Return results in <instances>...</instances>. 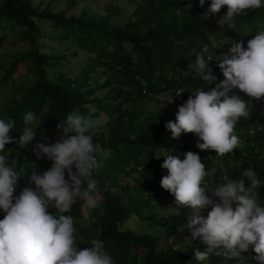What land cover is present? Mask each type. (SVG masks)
<instances>
[{"label":"trees","instance_id":"1","mask_svg":"<svg viewBox=\"0 0 264 264\" xmlns=\"http://www.w3.org/2000/svg\"><path fill=\"white\" fill-rule=\"evenodd\" d=\"M0 1V48L8 37L7 26L1 28V23L12 21L13 31L17 27L23 29L21 42L31 47L14 56L0 84L14 80L19 66L27 59L31 60L28 69L36 75L34 84L19 87L15 97L0 103V118L16 122L10 136L17 140L27 112L32 111L43 124L36 129V141L28 148L6 146L8 163L24 168L26 175L18 181L14 195L19 196L29 185L27 175L33 170L42 174L52 167V161L37 157L34 146L59 140V120L75 110L96 120L104 115L106 122L103 126L98 124L92 133L93 143L110 153L107 157L97 155L100 166L94 178L99 181L102 200L89 211L88 218L80 211L82 202L66 213L75 220L80 249L90 247L91 239L97 238L104 242L114 264H257L252 259L256 253L251 249L244 253L248 258L245 261L223 255L195 261L194 249L204 251L206 245L199 239L189 243L191 237H183V233L191 234L185 232L191 210L179 208L162 216L159 213L165 199L172 195L161 187L162 177L167 175L161 167L163 158L174 154L183 159L188 151L198 153L206 170L214 172L213 183L244 179L245 187H249L242 172L255 171L261 181L256 190L258 202L264 206V100H252L239 89L233 90L231 94L248 102L250 115L236 125L239 147L223 157L197 148L198 137L194 134L171 139L172 134L165 127L167 122L175 121L179 107L197 89L215 87L197 73L198 54L213 56L205 74L210 68L216 81H222L220 61L215 59L222 54L214 41L231 39L243 42L246 49L248 41L264 31V7L236 16L235 28H229L219 24L227 14V6L208 15L212 0H205L203 7L200 0H134L131 17L125 25L115 26L112 20L123 13L116 3L108 2L102 14L91 16L86 7L79 12L73 9L71 14L52 13L40 12L30 0ZM79 1L88 4L91 0H70V7ZM46 31L55 40L62 38L59 34H73L79 48L88 53L89 64L80 77L61 75L58 82L47 78V68L62 62L65 56L45 51L40 38L46 36ZM205 48L207 52L203 51ZM181 89L184 93L178 97ZM156 96H171L174 104L162 103ZM156 154L160 159H156ZM210 210L206 208L200 215L206 218ZM49 212L54 214L55 209ZM3 218L4 215L0 220ZM135 219L148 231L129 228ZM180 228L184 231H178ZM172 239L176 245L170 244Z\"/></svg>","mask_w":264,"mask_h":264},{"label":"clouds","instance_id":"2","mask_svg":"<svg viewBox=\"0 0 264 264\" xmlns=\"http://www.w3.org/2000/svg\"><path fill=\"white\" fill-rule=\"evenodd\" d=\"M204 3L205 0H200L201 7ZM225 6L227 14L219 24L235 28L236 16L264 7V0H212L208 15L219 13ZM230 45V55L215 57L224 77L220 82L210 68L205 74L213 56L205 58L198 54L197 73L215 87L207 91L197 89L179 107L175 121L165 125L171 139L194 134L198 137L197 148L213 151L220 157L239 147L236 125L242 117L250 115L248 102L231 94L233 90L239 89L252 100H264V31L249 40L246 49L243 42L234 41ZM183 93L181 89L176 95ZM155 98L174 104L171 96ZM59 121L57 129L62 133L59 140L34 146L37 157L52 161V167L42 174L33 170L27 175L29 185L15 196L18 181L26 176L25 169L8 163L6 146L17 144L21 149L28 148L36 141V129L43 124L32 111L27 112L17 140L10 136L16 122L0 118V217L4 215L0 220V264H114L100 239H91L90 247H78L75 220L66 215L78 202H82L81 213L87 215L102 200L99 181L94 178L100 166L97 155L107 157L110 153L93 143L92 133L99 121L79 110ZM41 136L45 139L43 133ZM156 159H160L159 154ZM161 167L167 170L161 187L174 196L178 208L191 210L185 226L191 232L187 241L199 239L206 245L204 251L194 249L195 261H206L210 255L245 261L248 258L244 253L251 249L256 253L252 259L264 264V206L258 202L256 190L261 181L255 171L242 172L250 182L249 187H245L244 179L213 183L214 172L206 170L200 155L192 151L184 153L183 159L168 154ZM206 208L211 210L205 218L200 213ZM49 209H55V213Z\"/></svg>","mask_w":264,"mask_h":264},{"label":"rangeland","instance_id":"3","mask_svg":"<svg viewBox=\"0 0 264 264\" xmlns=\"http://www.w3.org/2000/svg\"><path fill=\"white\" fill-rule=\"evenodd\" d=\"M35 7L39 9L40 12L44 10H49L52 13L68 12L71 14L73 9L76 11H81L83 8H87L90 15L93 16L97 13H103L104 9L108 2L116 3L123 8V13L118 18L112 20V24L115 26H123L127 20L131 17L134 9V0H91L88 4L79 1L78 5L70 7V0H30ZM2 2L0 1V4ZM6 31L2 29V34L6 32L8 36L6 41L3 43V46L0 48V79L4 76L5 70L14 61V56L23 52L30 51L31 47L26 43H22L20 36L23 31L22 27H17L16 31H13V21L9 24L1 23V28L6 27ZM51 32L46 31V36L40 38V44L42 46L46 45V52L48 54L59 53L65 56V59L52 66H49L46 71V76L49 80L58 82L61 75L71 77L73 79L80 77L81 73L85 71V68L89 64L88 53L84 50H81L77 45L76 38L73 34H59L58 37L61 39L55 40L49 36ZM54 37H56L54 35ZM233 40L227 39L225 41H214V45L218 46L221 49V54L227 55L231 47ZM31 65V60L27 59L23 64H21L15 75V79L8 82L7 84H0V103L5 102L17 94V89L27 88L36 82V75L28 69ZM167 98V97H166ZM99 121V126L104 125L106 122V117L102 115L97 119ZM176 209V211L169 210ZM179 210L178 206L175 203V198L173 195L168 196L160 208V215H168L170 213L177 212ZM202 213V212H201ZM88 218V214L85 215ZM129 228L137 229L138 231H148L144 229L143 225L140 224V221L137 219L131 220ZM188 229H185V232ZM183 237L190 239L191 234L183 233ZM175 240H171L170 244L176 245Z\"/></svg>","mask_w":264,"mask_h":264}]
</instances>
